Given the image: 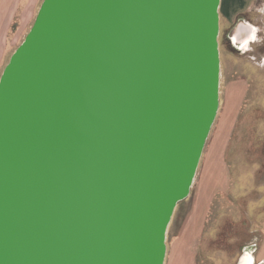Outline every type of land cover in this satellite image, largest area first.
<instances>
[{
	"label": "water",
	"instance_id": "obj_1",
	"mask_svg": "<svg viewBox=\"0 0 264 264\" xmlns=\"http://www.w3.org/2000/svg\"><path fill=\"white\" fill-rule=\"evenodd\" d=\"M221 2L42 1L0 76V264H166L221 107Z\"/></svg>",
	"mask_w": 264,
	"mask_h": 264
},
{
	"label": "rangeland",
	"instance_id": "obj_2",
	"mask_svg": "<svg viewBox=\"0 0 264 264\" xmlns=\"http://www.w3.org/2000/svg\"><path fill=\"white\" fill-rule=\"evenodd\" d=\"M263 1L260 0L258 5L261 6ZM262 9L263 7H258L256 15L263 17ZM222 10L221 2V94L224 95L229 83L234 79H246L249 89L226 156L231 174V198H224L220 207L223 211L230 210L232 213L225 216L223 213L219 214L216 219L212 216L207 226L210 234L203 240L198 264H238L239 258L251 241L260 238V224L264 212V203L256 206L260 203V192L264 190V25L260 24L262 22L258 19V30L252 43L243 49L241 42L238 45L236 39L234 42L232 40L237 51H231L225 45L224 39L231 35L241 14L237 16L236 22L230 24ZM251 15L253 14L246 13L244 17L251 18ZM12 53V50L9 51L5 64ZM210 139L211 136L209 141ZM197 181L198 179L190 197L176 210L173 224L168 230V247L180 231L191 208ZM168 260L170 262V258Z\"/></svg>",
	"mask_w": 264,
	"mask_h": 264
},
{
	"label": "crops",
	"instance_id": "obj_3",
	"mask_svg": "<svg viewBox=\"0 0 264 264\" xmlns=\"http://www.w3.org/2000/svg\"><path fill=\"white\" fill-rule=\"evenodd\" d=\"M42 1L0 0V74L6 66L9 51L14 52L31 29ZM258 3L260 0H222V11L230 24L236 22L240 14H253L251 18H245L235 25L231 33L235 34L238 40H242L248 34L249 27L257 32L258 19L262 22L260 24L264 25V1L261 6ZM258 7H263L261 11L263 17L256 15ZM248 86L246 79H234L229 83L224 95L221 94L216 127L204 151L196 177L198 186L192 205L180 231L168 247L166 264H198L201 245L210 234L207 230L210 219L212 216L216 219V216L222 213L224 216L232 213L230 210L223 211L220 202L224 198H231V174L226 156L246 100ZM259 199L257 207L264 203V190L260 192ZM262 215L260 238L251 241L239 258L238 264H264V212Z\"/></svg>",
	"mask_w": 264,
	"mask_h": 264
},
{
	"label": "trees",
	"instance_id": "obj_4",
	"mask_svg": "<svg viewBox=\"0 0 264 264\" xmlns=\"http://www.w3.org/2000/svg\"><path fill=\"white\" fill-rule=\"evenodd\" d=\"M245 14H241L239 17H238V19H237V23L238 22H240L241 20H243L245 17ZM224 43H225V45L231 50V51H237L236 50V48L233 46V44H232V42H231V38H230V36L228 37V36H226L225 37V39H224ZM240 117H241V114H240ZM240 117H239V120H240ZM239 122V121H238ZM234 136V135H233ZM229 151V150H228ZM184 202V201H183ZM182 203V202H181ZM180 203V204H181ZM180 204L178 205V207L180 206ZM177 207V208H178ZM177 210V209H176ZM176 213V212H175ZM174 216H176V214L174 215ZM174 219V218H173ZM171 224H173V221H172V223Z\"/></svg>",
	"mask_w": 264,
	"mask_h": 264
},
{
	"label": "flooded vegetation",
	"instance_id": "obj_5",
	"mask_svg": "<svg viewBox=\"0 0 264 264\" xmlns=\"http://www.w3.org/2000/svg\"><path fill=\"white\" fill-rule=\"evenodd\" d=\"M230 38H232V39H231V42H232V40H233V42H234L235 39H236V43H237L238 45H240V44H239L240 41H239L237 38H235V34H232V33H231ZM233 42H232V43H233Z\"/></svg>",
	"mask_w": 264,
	"mask_h": 264
}]
</instances>
